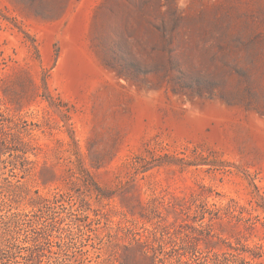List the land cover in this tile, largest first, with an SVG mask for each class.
<instances>
[{
	"label": "rangeland",
	"instance_id": "rangeland-1",
	"mask_svg": "<svg viewBox=\"0 0 264 264\" xmlns=\"http://www.w3.org/2000/svg\"><path fill=\"white\" fill-rule=\"evenodd\" d=\"M0 155L17 264H264V0H0Z\"/></svg>",
	"mask_w": 264,
	"mask_h": 264
},
{
	"label": "trees",
	"instance_id": "trees-1",
	"mask_svg": "<svg viewBox=\"0 0 264 264\" xmlns=\"http://www.w3.org/2000/svg\"><path fill=\"white\" fill-rule=\"evenodd\" d=\"M0 163H4L1 161V155H0ZM14 165H12L13 167ZM5 169V167H3ZM13 170V168L11 169ZM9 171L11 175H8L6 178L0 177V253L5 252V257L9 262L12 264H17V253H20L21 249V243L22 244H28L31 247L35 246L34 241H22L20 240L21 232L24 230L25 227L28 225H31L32 223H37V226H40L39 229L45 231L47 230V225L44 223H38V221H32L28 218V215L26 213H17V212H8L6 214L1 213V209L10 208L9 211L13 208L12 203H16L17 200L20 198L19 190L20 187L18 186L19 181L16 180L15 182H12L9 178L16 179V175ZM85 175L87 178L90 179L89 173L84 170ZM73 174V173H72ZM74 179L76 183L79 184V186L84 189L85 192L89 193V185L88 181L85 180V178L79 174V176H75ZM98 190V189H97ZM63 195L59 193H55L51 199H44L38 195V193H35V198H29L27 201V205L30 208V212L35 214L36 212H42V213H48V215H54L55 213L58 214V204H59V197ZM97 199H100V195H95ZM71 207V206H70ZM70 210V209H69ZM76 210V208H75ZM78 211V210H76ZM80 211V210H79ZM88 218V217H87ZM45 235H47L45 233ZM27 238V237H26ZM27 245V246H28ZM233 253H224L220 257H217L211 264H252L251 261L246 260L244 255L238 251L237 249ZM37 259H34L33 264H42L44 263L42 258L47 257L44 255L42 250L40 253L36 255ZM35 257V258H36ZM254 258V257H253ZM46 264H51L50 257H47ZM253 260V259H251ZM56 264H64V263H56Z\"/></svg>",
	"mask_w": 264,
	"mask_h": 264
}]
</instances>
